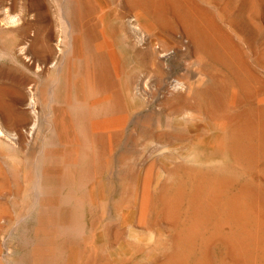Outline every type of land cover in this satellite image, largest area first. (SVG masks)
Wrapping results in <instances>:
<instances>
[{
	"label": "rangeland",
	"instance_id": "374dc122",
	"mask_svg": "<svg viewBox=\"0 0 264 264\" xmlns=\"http://www.w3.org/2000/svg\"><path fill=\"white\" fill-rule=\"evenodd\" d=\"M44 1L0 0V102L36 118L0 123V264H264V0Z\"/></svg>",
	"mask_w": 264,
	"mask_h": 264
},
{
	"label": "bare ground",
	"instance_id": "6f19581e",
	"mask_svg": "<svg viewBox=\"0 0 264 264\" xmlns=\"http://www.w3.org/2000/svg\"><path fill=\"white\" fill-rule=\"evenodd\" d=\"M14 1V0H13ZM75 2V1H74ZM80 2V1H79ZM105 2V1H104ZM17 3V2H16ZM44 3H45V1L44 0H35V2L33 3L34 5H33V7L35 8V10H36V12H37V14L40 16H42V17H47L49 14H48V8H47V6H46V4L44 5ZM71 4L73 3L72 2V0H71V2H70ZM88 3V2H87ZM11 4V3H10ZM94 4V3H93ZM106 4V3H105ZM20 5V4H19ZM30 5V4H29ZM45 6V8H44V10L42 9L44 6ZM11 6H12V4H11ZM13 6H14V4H13ZM27 6V5H26ZM43 6V7H42ZM75 6H77V4L75 5ZM143 6V5H142ZM28 7V6H27ZM30 7V6H29ZM42 7V8H41ZM61 7V6H60ZM78 7V6H77ZM77 7H75V8H77ZM94 7V6H93ZM15 8V7H14ZM11 9H13V8H11ZM21 9V8H20ZM72 9H73V7H72ZM98 9V8H97ZM22 10H24V8L22 9ZM32 10V9H31ZM40 10H42V12H40ZM78 10V9H77ZM8 11V10H7ZM73 11V10H72ZM106 11V10H105ZM141 11V10H140ZM5 12V11H4ZM25 12V11H24ZM24 12H23V14H24ZM6 13H8V12H6ZM2 14V13H0V33L1 32H3V31H6V30H8V29H16V28H18V26H19V24L21 23V21H22V19L23 18H21V14L20 15H18V14H14V13H12L11 15H8V14ZM33 16V15H32ZM23 17V16H22ZM46 19V18H45ZM74 19V18H73ZM77 20V19H76ZM202 20V19H201ZM46 21H47V29H49L50 28V24H48V20L46 19ZM75 21V20H74ZM78 21V20H77ZM80 22V21H79ZM205 22V21H204ZM22 24V23H21ZM60 24V23H59ZM58 24V25H59ZM65 24V23H64ZM81 24V23H80ZM84 24V23H83ZM56 25V24H55ZM85 25V24H84ZM123 25V24H122ZM21 26V25H20ZM76 26V25H75ZM74 25H72L71 23H68V27H69V29L71 30V31H75V30H77L76 29V27H75ZM44 27V26H43ZM60 27V26H59ZM84 27V26H83ZM86 27V26H85ZM68 29V28H67ZM80 29V28H79ZM97 29H99V28H97ZM96 29V30H97ZM61 30V29H60ZM107 30V29H106ZM207 30V29H206ZM98 31V30H97ZM16 32V31H15ZM50 32V31H49ZM45 33V32H44ZM47 33V32H46ZM98 33V32H97ZM89 34H90V32H89ZM88 34V35H89ZM112 34H114V33H112ZM43 35V34H42ZM56 35V34H55ZM42 37V36H41ZM40 37V38H41ZM39 38V39H40ZM44 38V37H43ZM74 38H75V36H74ZM85 38V37H84ZM36 39V38H35ZM57 39V38H56ZM83 39V38H82ZM46 40H47V43H46ZM53 40V37L51 36V33L49 34L48 33V36H47V39L45 38V43H44V46H45V44H46V46L44 47V48H42L41 49V47L42 46H40V50H39V46H37V43L36 42H33L32 40H30V41H32V44H30V45H27V46H30V48H29V51L31 52V53H33L35 56H37V58H39V60L41 61V63H40V65L39 64H37L36 65V67H35V69L37 70V71H42V72H44V71H47V69H50V68H53V67H55V65H56V63H55V65H54V63H51V60L52 59H54V55H56V54H54V53H56V52H54L53 51V49L51 48V46H50V44H52V41ZM98 40V39H97ZM43 41V42H44ZM42 42V41H41ZM42 42V43H43ZM51 42V43H50ZM92 43V42H91ZM141 43V42H140ZM39 45H40V43H38ZM57 44V43H56ZM92 45H93V43H92ZM54 46V45H53ZM56 47H57V45H56ZM22 48H20L19 50H21ZM28 49V48H27ZM24 50H26V49H24ZM86 51V50H85ZM27 52V51H26ZM21 53L19 52V55H20ZM32 55V54H31ZM88 55V54H87ZM2 56H4V55H2ZM15 56H16V54H15ZM34 56V57H35ZM82 57L84 58V53H83V51H82V41H81V34H80V32H79V30H78V35H77V37L75 38V40H74V59H75V61H77V60H81L82 59ZM30 58V57H29ZM37 58L35 59V60H37ZM90 58V57H89ZM73 59V60H74ZM92 60V59H91ZM82 61V60H81ZM94 61H96L97 63H99L98 62V60L96 59V60H94ZM39 62V61H38ZM54 62V61H53ZM89 62V61H88ZM92 63V62H91ZM88 64V63H87ZM47 65H49L48 67H47V69H44V70H42L43 68L42 67H45V66H47ZM72 65V64H71ZM92 65V64H91ZM93 65L94 66H97V65H95L94 63H93ZM84 67H85V65H84ZM99 68H100V65H99ZM94 69H95V67H94ZM93 69V70H94ZM97 69H98V67H97ZM90 70H92V68H90ZM50 71V70H49ZM95 71V70H94ZM93 71V72H94ZM99 71V70H98ZM48 72V71H47ZM96 72H97V70H96ZM100 72V71H99ZM38 73V72H37ZM46 73V72H45ZM49 73V72H48ZM90 73H92V71H90ZM89 72H88V74H90ZM42 74V73H41ZM62 74V73H61ZM92 74H96L95 72L94 73H92ZM42 75H44V74H42ZM47 75H49V74H47ZM96 75H99V73L98 74H96ZM85 76H88V75H85ZM91 74H90V78H91ZM95 76V75H94ZM94 76H93V78H94ZM41 77V76H40ZM46 77V76H45ZM65 77V76H64ZM88 78H89V76H88ZM93 78H92V81L94 82V80L95 79H97V77H95L94 78V80H93ZM100 78V76H98V79ZM91 80V79H90ZM100 80V79H99ZM98 80V81H99ZM92 82V83H93ZM96 82H97V80H96ZM48 83V82H47ZM61 83V82H60ZM70 84V83H69ZM98 84H99V82H98ZM98 84H96V86H97V88H98ZM71 85V84H70ZM83 85V84H82ZM72 86V85H71ZM78 86V85H77ZM95 86V87H96ZM101 86V85H100ZM79 87H80V85H79ZM78 87V88H79ZM92 88V87H91ZM96 88V89H97ZM95 89V88H94ZM94 89H92V90H94ZM79 90H80V88H79ZM79 90H78V92H79ZM90 91V90H89ZM82 92V91H81ZM97 92H100V91H97ZM28 93V92H27ZM11 94H12V97H13V103H14V105H15V107H16V105L18 106V105H20V104H24V105H26V107H27V109L25 110V111H27V110H29V108H33L34 107V103L32 102L33 100V97H32V99H31V97L29 96V98L30 99H28V101H27V99H26V95H25V93H24V91H23V88H22V86L20 85V84H16L14 87H13V89H12V91H11ZM77 94V93H76ZM81 94V93H80ZM79 94V95H80ZM83 94V93H82ZM81 94V95H82ZM27 95H29V93L27 94ZM93 96V95H92ZM97 96V95H96ZM82 98V97H81ZM95 98H98V97H95ZM1 99V98H0ZM83 99V98H82ZM64 100V99H63ZM61 101V100H60ZM65 101V100H64ZM63 101V102H64ZM87 101V100H86ZM88 101H89V99H88ZM57 102V101H56ZM59 102V101H58ZM5 102H2V100H1V102H0V123L2 122L5 126H8L9 124H8V121L10 120H13V121H11V122H13L14 123V121H16L17 123L18 122H21V123H23V124H25V125H30V120H32L31 118H30V116L28 115V114H26V113H24V114H22L21 115V112H20V114H16V115H12L14 112H10V110L6 107L7 105H5L4 104ZM100 101L97 99L95 102H90L89 103V108H90V110L91 109H95L96 111L95 112H97L98 114H99V112H100ZM8 104V103H7ZM60 104V103H59ZM65 104V103H64ZM14 105H11V106H9V107H12V106H14ZM69 106V105H68ZM86 106H88L87 105V102H86ZM14 110V109H13ZM32 110V109H31ZM17 111V110H16ZM25 111H23V112H25ZM19 112V111H18ZM33 112V111H32ZM35 112V111H34ZM12 113V114H11ZM17 113V112H16ZM97 113H95V115L97 114ZM34 114H36V113H34ZM33 114V115H34ZM36 115H38V114H36ZM94 115V114H93ZM96 117V116H95ZM34 118V117H33ZM36 119V118H35ZM35 119H33V120H35ZM32 120V121H33ZM58 120H59V122L63 125V127L66 125V111L65 110H63V111H61L60 112V114H59V116H58ZM99 121V120H98ZM10 122V124H13V123H11ZM92 121H90V123H91ZM3 124H2V126H3ZM15 124V123H14ZM93 124V123H92ZM34 125H35V123L33 122V124L30 126V128H33L34 127ZM94 125V124H93ZM95 125H96V128H98V125H99V123H95ZM0 126H1V124H0ZM14 126V125H13ZM16 126V125H15ZM94 127V126H93ZM1 128V127H0ZM5 128V127H4ZM23 128V127H22ZM29 128V129H30ZM35 128V127H34ZM65 128V127H64ZM8 129V128H7ZM13 129V128H12ZM28 129V130H29ZM89 129V128H88ZM8 130H11V129H8ZM14 130V129H13ZM17 129H15V131H16ZM18 130H19V128H18ZM92 130H93V128H92ZM6 131V130H5ZM32 131V130H31ZM30 131V132H31ZM8 134V133H7ZM15 134V133H14ZM13 134V135H14ZM10 135V134H9ZM16 135H19V134H16ZM29 135H30V133H29ZM4 136V135H3ZM12 136V135H11ZM14 137H16V138H18L17 136H14ZM6 139V138H5ZM14 139V138H13ZM11 140V139H10ZM7 141V140H6ZM5 142V141H4ZM13 141H11V143H12ZM16 142H18V141H16ZM8 144V143H7ZM10 144V143H9ZM13 146V145H12ZM15 146V145H14ZM237 197H239V196H237ZM238 199V198H237ZM241 200V199H240ZM240 203V202H239ZM244 203V202H243ZM245 204V203H244ZM245 206V205H244ZM243 206V207H244ZM242 207V206H241ZM249 207V206H248ZM236 208V207H235ZM251 209V208H250ZM233 210H234V208H233ZM249 209H247L246 211H248ZM253 211V210H252ZM255 211V210H254ZM253 211V212H254ZM240 212H241V210H240ZM244 211H242V213H243ZM249 212H251V210L249 211ZM243 215V214H242ZM255 216L257 215V214H254ZM244 217V216H243ZM246 218V217H245ZM244 218V219H245ZM249 218V217H248ZM251 218V217H250ZM249 218V219H250ZM257 218V217H256ZM239 219H240V216H239ZM248 219V220H249ZM253 219V221H255V219H254V217L252 218ZM251 220V219H250ZM257 221H258V219H256ZM261 220H263V219H261ZM241 221V220H240ZM237 222V221H236ZM241 222H243V221H241ZM245 223V222H244ZM258 223V222H257ZM260 223V222H259ZM264 223V222H263ZM250 224V223H249ZM254 224V223H253ZM252 224V225H253ZM262 224V223H261ZM244 225V224H243ZM255 225V224H254ZM255 226H257V225H255ZM255 226H253V227H255ZM260 226V225H259ZM263 226H264V224H263ZM250 227H251V225H250ZM260 227H262V226H260ZM259 228V227H258ZM257 227H256V229H258ZM248 231H250V229H247ZM259 230V229H258ZM247 231V232H248ZM258 232V231H257ZM263 234V233H262ZM250 235V234H249ZM251 236H252V234H251ZM251 236H249V237H251ZM253 237V236H252ZM255 237V236H254ZM256 239V238H255ZM257 243V242H256ZM262 245V244H261ZM264 245V244H263ZM257 246V245H256ZM255 246V247H256ZM261 249V248H260ZM259 249V250H260ZM264 249V248H263ZM234 251V250H233ZM240 252V251H239ZM260 257V256H259Z\"/></svg>",
	"mask_w": 264,
	"mask_h": 264
}]
</instances>
